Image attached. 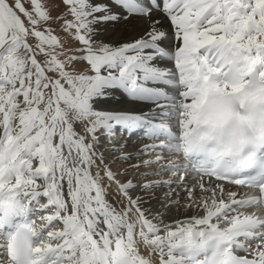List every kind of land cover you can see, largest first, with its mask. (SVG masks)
Segmentation results:
<instances>
[{
  "label": "snow or ice",
  "instance_id": "1",
  "mask_svg": "<svg viewBox=\"0 0 264 264\" xmlns=\"http://www.w3.org/2000/svg\"><path fill=\"white\" fill-rule=\"evenodd\" d=\"M0 264H264V0H0Z\"/></svg>",
  "mask_w": 264,
  "mask_h": 264
}]
</instances>
